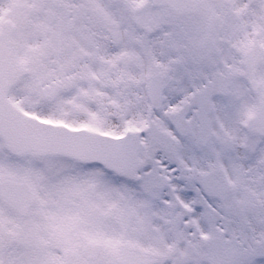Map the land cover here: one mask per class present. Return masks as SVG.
<instances>
[{
    "label": "snow or ice",
    "instance_id": "snow-or-ice-1",
    "mask_svg": "<svg viewBox=\"0 0 264 264\" xmlns=\"http://www.w3.org/2000/svg\"><path fill=\"white\" fill-rule=\"evenodd\" d=\"M0 264H264V0H0Z\"/></svg>",
    "mask_w": 264,
    "mask_h": 264
}]
</instances>
